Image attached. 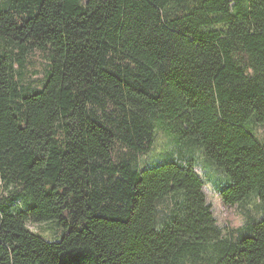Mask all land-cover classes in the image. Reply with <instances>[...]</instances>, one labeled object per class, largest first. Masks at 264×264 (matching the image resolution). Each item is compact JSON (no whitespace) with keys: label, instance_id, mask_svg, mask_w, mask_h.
I'll return each mask as SVG.
<instances>
[{"label":"trees","instance_id":"obj_1","mask_svg":"<svg viewBox=\"0 0 264 264\" xmlns=\"http://www.w3.org/2000/svg\"><path fill=\"white\" fill-rule=\"evenodd\" d=\"M158 119L264 206V0H0V264H264V216L224 231L194 160L137 165Z\"/></svg>","mask_w":264,"mask_h":264},{"label":"rangeland","instance_id":"obj_2","mask_svg":"<svg viewBox=\"0 0 264 264\" xmlns=\"http://www.w3.org/2000/svg\"><path fill=\"white\" fill-rule=\"evenodd\" d=\"M47 57L39 51L28 53L21 64L16 67V73L24 86L37 87L43 80L48 66ZM155 143L147 155H141L137 159V165L143 167L145 163L152 161V164H159L170 159H192L196 163V168L204 180V190L207 201L211 204L217 224L228 231L230 228H244L246 224L256 221L264 216V206L257 195H251L245 201L236 205H227L223 202L219 189L225 182L223 173L210 164L204 157L202 150L195 144H178L175 135L170 132V126L166 121L157 120ZM255 132L260 138L264 135V127L254 124ZM227 180V177H226ZM229 181H226V184ZM225 185V184H224ZM31 231L39 233L49 241L59 240L61 230L50 223H28ZM210 264H213L210 262Z\"/></svg>","mask_w":264,"mask_h":264}]
</instances>
